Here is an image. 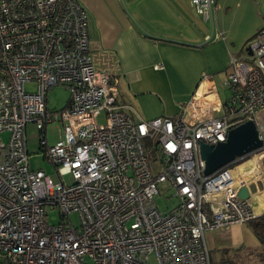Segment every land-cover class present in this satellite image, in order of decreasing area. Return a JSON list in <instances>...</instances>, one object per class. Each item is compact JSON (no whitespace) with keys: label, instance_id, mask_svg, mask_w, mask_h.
I'll return each mask as SVG.
<instances>
[{"label":"built area","instance_id":"2783aa9c","mask_svg":"<svg viewBox=\"0 0 264 264\" xmlns=\"http://www.w3.org/2000/svg\"><path fill=\"white\" fill-rule=\"evenodd\" d=\"M189 1L216 29L217 0ZM220 37L216 30L205 42ZM245 49L244 58L229 59V97L217 111L194 97L175 116L145 121L94 68L77 0H0V135L8 134L0 136V264H210L205 232L258 217L238 191L246 187L239 168L264 158V28ZM54 87L69 92L57 113L45 100ZM245 122L262 148L204 175L200 144L223 143ZM54 123L58 138L49 146ZM29 124L57 181L29 168ZM144 140L154 142L150 153ZM244 171L249 178L255 168ZM161 186L174 199L164 212L155 200ZM52 211L61 224L44 221ZM70 213L78 228L66 221Z\"/></svg>","mask_w":264,"mask_h":264},{"label":"crops","instance_id":"0c3cea01","mask_svg":"<svg viewBox=\"0 0 264 264\" xmlns=\"http://www.w3.org/2000/svg\"><path fill=\"white\" fill-rule=\"evenodd\" d=\"M77 1L86 14L94 68L112 77L118 101L130 105L145 121L175 116L180 105L194 97L217 111L227 99L220 92L228 90L224 82L229 59L244 58L247 42L264 28V0H217L216 29L210 35L217 30L221 37L210 42H205L209 22L195 14L189 0H157L171 16L168 28L160 16L154 17L156 25L140 20L148 13L141 8L149 0ZM258 119L264 126V111ZM262 160L260 156L248 163L247 170L255 168V172L243 176L257 216L264 212ZM241 226L211 231L216 232L215 248L241 247Z\"/></svg>","mask_w":264,"mask_h":264},{"label":"rangeland","instance_id":"374dc122","mask_svg":"<svg viewBox=\"0 0 264 264\" xmlns=\"http://www.w3.org/2000/svg\"><path fill=\"white\" fill-rule=\"evenodd\" d=\"M142 7L143 9L141 8V10L148 12L146 17L140 18V20H144L143 22L156 25L158 19L154 17L160 16L159 19H164V23L168 22L167 28L172 25L171 16L169 15L168 10L159 1L149 0L148 3H145L144 6L142 5ZM187 11L188 10L186 9V12ZM128 13L130 17L133 16L130 11ZM206 27L208 29L207 32H209L208 34L210 35V31L212 30L211 25L207 24ZM25 89L28 92H34L36 90V86L28 84L25 86ZM220 93L222 95V99L224 100L229 97V91L226 89L225 92L223 90ZM68 99L69 92L64 88H51L45 96L47 109L50 112L57 113L65 108ZM96 120L97 122H102L103 115H99ZM59 125L60 123H54L47 128L46 142L49 146L53 145L58 138L56 126ZM25 135L27 141V151L29 156L28 164L30 170H42L45 174L50 175L54 181H57L58 177L55 174L53 165L48 163L47 160L44 159V153L42 151V148L40 147V137L35 126L32 124L27 125L25 128ZM0 136L4 141L8 139L7 133H2ZM153 143L154 142L151 140H144V146L147 153L151 152V146L153 145ZM247 167L248 163L240 167L239 170L247 169ZM63 180L67 183L71 182L68 174L63 175ZM172 194L173 191L171 190V188L168 189V187L166 186H161L158 188V194L155 200L160 211L164 212L166 210V207L172 205V203L174 202V199L171 198ZM67 220L74 228H78L80 225V221L76 213H70L66 218V221ZM44 221L50 225H57L62 223V219L57 211L48 213ZM239 229L243 241L241 243L242 245L237 249L229 250L216 249L213 242L216 232H205V241L209 251L210 264H264V249L254 236L251 224L249 222L245 223Z\"/></svg>","mask_w":264,"mask_h":264},{"label":"water","instance_id":"95a60500","mask_svg":"<svg viewBox=\"0 0 264 264\" xmlns=\"http://www.w3.org/2000/svg\"><path fill=\"white\" fill-rule=\"evenodd\" d=\"M250 55V53H248ZM263 142L253 122H245L228 132L225 142L215 146L200 144L201 159L205 163L204 175L208 176L237 158L262 148ZM264 165V158L262 160ZM238 197L249 200L246 187L238 191Z\"/></svg>","mask_w":264,"mask_h":264},{"label":"trees","instance_id":"16d2710c","mask_svg":"<svg viewBox=\"0 0 264 264\" xmlns=\"http://www.w3.org/2000/svg\"><path fill=\"white\" fill-rule=\"evenodd\" d=\"M249 223L254 236L264 249V212Z\"/></svg>","mask_w":264,"mask_h":264},{"label":"bare ground","instance_id":"6f19581e","mask_svg":"<svg viewBox=\"0 0 264 264\" xmlns=\"http://www.w3.org/2000/svg\"><path fill=\"white\" fill-rule=\"evenodd\" d=\"M239 171H240V175H242V177L245 176V175H247V176L249 175V173L246 174L245 173L246 171H244V170L240 169ZM247 172H250V171H247Z\"/></svg>","mask_w":264,"mask_h":264}]
</instances>
